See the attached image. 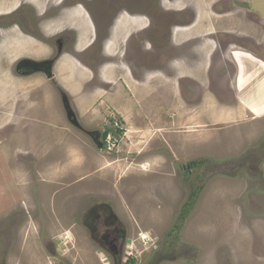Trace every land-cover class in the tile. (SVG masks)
<instances>
[{"label":"rangeland","instance_id":"1","mask_svg":"<svg viewBox=\"0 0 264 264\" xmlns=\"http://www.w3.org/2000/svg\"><path fill=\"white\" fill-rule=\"evenodd\" d=\"M233 1L121 0L120 7L103 8L97 0L84 11L77 9L69 23H93L100 11L109 9L123 10L125 18L114 27L104 57H99L100 46L88 56L93 70L89 83L119 100L123 94L133 97V91L141 97L139 82L160 77L155 68L164 60L193 53L191 64L178 68L195 69L197 62L213 65L211 71L195 74L210 81L220 98L211 105L188 93L181 108L172 99L168 115L177 127L188 122L182 138L174 131L159 136L152 129L153 136L144 140L129 134L134 127L122 121L115 99L102 101L92 109V130L101 133L102 141L106 135L105 146L97 148L68 122L50 80L15 70V61L25 53L43 59L56 48L59 30L50 20L55 9L45 16L46 7L32 8L35 23L36 17L45 16L42 29L50 37L37 39L20 26L23 13L16 5L21 1L0 0V45L4 38L6 42L0 49L6 62L0 63V264H113L81 225L95 203L109 204L129 231L127 253L118 264H264V112L248 113L242 101L231 114L225 111L236 103L228 97L239 74L227 57L233 50H249L255 37L251 39L247 27L229 29L231 16L242 12L245 3L253 5V0ZM106 16L103 37L116 15ZM246 23L250 26V19ZM119 67L132 70L137 84L122 82ZM74 68L79 70L74 61L62 60L61 80L90 77ZM44 99L54 100L53 110L48 104L43 112L30 108ZM135 105L139 112L150 107L146 120L159 122L155 106L144 99ZM57 115L61 124L53 123ZM200 129L206 130L204 140L213 141L193 142ZM225 133L232 135L224 138ZM158 152L167 156L161 167L149 164ZM193 162L197 165L191 166Z\"/></svg>","mask_w":264,"mask_h":264},{"label":"crops","instance_id":"2","mask_svg":"<svg viewBox=\"0 0 264 264\" xmlns=\"http://www.w3.org/2000/svg\"><path fill=\"white\" fill-rule=\"evenodd\" d=\"M257 1H259L258 5H254V0L252 2L253 5L245 3V8L242 11L243 14H241V11H238V13H235L231 16L234 21L229 27L230 30L243 31L244 28L247 27L250 30L249 33L251 34V39L253 36L255 37L252 39L253 42H251L249 50H247L244 45H235L244 47L242 48L243 51L240 50L241 48L238 51L233 50L231 56L227 57L234 63L239 74L238 77H236V79L233 81L235 85V92H233L231 97H228V99H236V103L232 104L233 106H231L229 109L225 108L226 115L227 112L231 114V112L235 110L232 108L240 105L241 101L246 104V106L244 104L241 106H243L242 108H244L248 113L252 111H254L256 114H259L261 111L264 112V0ZM233 2L234 4H237L236 0ZM233 6L236 7V5ZM246 19H250V26L246 23ZM170 35L172 34H169V36ZM246 44L248 47L249 44ZM191 48L192 51L193 46ZM169 58L170 60H164L162 65L155 68L160 72V77L149 76L148 78H145L147 79L146 81L139 82L140 86H137L139 88L137 92L141 91V97H139L138 93L136 94L133 91V97L128 96L124 98L123 94L119 100L118 97L109 94V91H105V89L98 93L96 92L92 94L94 85L89 83L91 79L81 83L79 80L84 79L80 75H75V77H72V79L69 77L70 89L73 95H75V97L84 96L83 99H70V102L77 113L78 120H80V124H82L81 126L83 128H81V132L84 133V135H87L86 132L92 131V128L95 127L91 124V122H93L96 118L95 112L92 110L94 106H96L98 103L102 105V101L104 103L105 101L114 102L115 99L116 103L119 104L121 108L120 114L122 116V121L124 120L126 124L127 122L130 123V126L132 125L134 127V131H130L129 134L132 132L137 133L141 136V139L144 140L146 137L153 136V132H151L153 129L156 130L155 132L158 133L157 135L159 136L161 133L168 135L174 131L173 133L175 134L176 138H182V134L185 132V127L188 125V122H184L182 124L183 126L181 125L180 127H177V124L173 122L172 117L168 115L171 113V110L169 109L171 100L174 99L175 104L181 108L183 106L182 104L184 103V99H188V93H190L194 99H204L206 100L205 103L211 105H214V103L217 101L216 99L220 98L214 91L211 90L210 81L202 80L195 74L196 72L207 73L208 71H211V67H213V65L209 63L199 64L197 62L196 64L198 65L195 66V69L186 70L182 67H178L191 64L190 61H193V53H190V55L186 58ZM154 61L156 62V58H154ZM173 63H175V65ZM118 70L121 74V78L119 79H121L122 82H125L127 86L128 84H130V86L137 84L138 80L134 77L132 70L130 71L123 67H119ZM203 86L208 87L209 90H203ZM127 90L128 89L124 88L122 93L125 92L127 94ZM98 94L99 98L102 96L103 99H97ZM139 99H144V102L147 104H152L156 107L159 115L156 117V119H158L159 122H156L155 124V122H152L150 118L146 120L144 113L150 117L152 112L150 107H146L147 109L141 110V112L136 109L135 103H138ZM156 99L159 100L156 101ZM44 101V103L39 100L36 102L33 101V104L30 105V108H35L36 110L43 112V109L41 108L48 104L49 108L53 110L55 105L54 100L44 99ZM201 101L202 100H200V102ZM202 103L203 102H201V107ZM178 107L174 110L178 111ZM135 115L137 116L134 118ZM131 119H137L136 124H134V120L131 121ZM53 123L61 124L60 115H57L56 121ZM95 124H97L98 127H101V124ZM195 127L198 126L195 125ZM101 129L104 130L103 128ZM199 131L194 133L195 138L193 137V142L198 141L197 143L202 142L204 144L213 141V138H211L212 140L209 141L204 140L203 136L206 130L202 131V129H200ZM231 135L232 134L225 133L224 138H227ZM217 139L218 138H215L214 141ZM86 146L88 147L89 143H87ZM233 146V144H230L229 147ZM141 148L143 149L144 147ZM167 150L171 151L170 147H168ZM166 160V154L164 152H158L156 153V156H153V160L149 162V164H156L158 167H161L165 165Z\"/></svg>","mask_w":264,"mask_h":264},{"label":"flooded vegetation","instance_id":"3","mask_svg":"<svg viewBox=\"0 0 264 264\" xmlns=\"http://www.w3.org/2000/svg\"><path fill=\"white\" fill-rule=\"evenodd\" d=\"M9 1V0H6ZM17 2L19 0H13ZM21 2L16 5L22 9V18L21 27L28 31L31 35L35 36L37 39L40 38H50L46 36L42 29V23L44 17L55 9L56 15L50 20H55L54 24L51 25L52 28L59 30L56 35V48L48 55L43 56V59L39 57H29L27 53H25L24 57L15 61V70L16 73H19L21 76H28L34 73H39L44 75L48 80L51 81V88L57 93V97H60L62 103V110L69 117L71 123L75 122L76 128L81 131L80 120H78L77 113L72 106L70 99H83L82 97H75L71 92L68 84L70 82L69 77L66 81L65 79L61 80V76L58 73L59 67L62 63V60H70L74 61V64L79 68H74V72H79L83 75H91L93 76V70H91V66L86 62L88 56L92 53L97 46H100L101 53H99V57H104V53L106 51V46L108 48L109 45L107 43L112 44L113 39L115 37L114 27L117 25L119 21L125 18L123 17V10H117V13H113L112 9L102 10L99 12V15L96 17L95 22L93 23H81L77 19H72L70 23L67 21L75 16V12L77 9L81 8L84 11L83 7H87L88 4L93 2L96 4L97 0H20ZM35 4H38L39 7H46L45 16L40 15L37 18V23L34 21L35 13L32 11V8H35ZM99 7L109 8L113 5L116 7L122 6L121 0H100ZM259 1L254 0V5H258ZM107 6V7H106ZM21 12V11H20ZM125 13H127L125 11ZM130 13V12H129ZM146 15L149 19V12L146 9ZM107 14L116 15L113 17V26L109 27L107 25V34L105 37L102 36L103 28L102 25L108 23L109 16ZM130 16V14H128ZM106 16V17H105ZM132 16V15H131ZM130 16V17H131ZM88 17V16H87ZM134 17V16H132ZM89 20V17H88ZM90 21V20H89ZM105 21V22H103ZM69 23L64 29V25ZM88 25L92 27V32L88 29ZM148 27V26H147ZM147 27L145 29H147ZM7 28V27H6ZM5 28V29H6ZM101 36L103 39H100ZM99 40V41H98ZM5 38L0 45L3 46L5 44ZM129 49H125L124 58H128ZM3 53V52H2ZM0 53V63H6L3 58L5 53ZM40 54V53H39ZM115 54H118L116 52ZM115 54L113 56H115ZM112 56V57H113ZM8 56H6L7 61ZM108 58H111L108 53ZM104 66V65H103ZM101 66V68L103 67ZM95 76L99 75V72H94ZM72 78V77H71ZM85 79V78H84ZM92 80V78L90 77ZM81 83L85 82V80H79ZM93 85V81L91 82ZM103 89L94 86L92 89V94L98 93ZM102 99V96L99 98ZM69 122V121H68ZM74 124V123H73ZM91 138V137H90ZM264 177V174L261 173ZM264 184V183H263ZM81 225L84 229L89 233L90 239L98 245L101 252H104L112 261L113 264H118L122 262V259L125 257L127 253V241L129 240V231L125 226V223L118 218V216L114 213L111 206L107 203H95L94 207L90 209V211L81 219Z\"/></svg>","mask_w":264,"mask_h":264},{"label":"clouds","instance_id":"4","mask_svg":"<svg viewBox=\"0 0 264 264\" xmlns=\"http://www.w3.org/2000/svg\"><path fill=\"white\" fill-rule=\"evenodd\" d=\"M90 77H91V75H90ZM90 77H88V78H85L86 80H88V79H90ZM84 79V80H85ZM103 98V97H102ZM62 113L65 115V113H64V111L62 110ZM65 117H66V115H65ZM67 118H68V121H69V123L70 124H72V125H74L73 123H71L70 122V120H69V117H68V115H67ZM113 122H114V119H113ZM74 126H76V125H74ZM82 127V126H81ZM108 131H104V134H106ZM87 133V136L91 139V141H92V145H96V147L98 146V143L95 141V138H97L96 140L97 141H99V143H101L103 146H105V136L106 135H103L104 136V138H103V141L101 140V138H102V136H101V133L99 132V131H95V130H92V131H89V132H86ZM102 147V146H101ZM98 148V147H97ZM104 148V147H103Z\"/></svg>","mask_w":264,"mask_h":264},{"label":"water","instance_id":"5","mask_svg":"<svg viewBox=\"0 0 264 264\" xmlns=\"http://www.w3.org/2000/svg\"><path fill=\"white\" fill-rule=\"evenodd\" d=\"M73 123H74V125H76L75 122H73ZM77 126H78V125H77ZM96 139H97V138H95V141L98 143V148H99V147L101 148L102 144L99 143V141H97Z\"/></svg>","mask_w":264,"mask_h":264},{"label":"trees","instance_id":"6","mask_svg":"<svg viewBox=\"0 0 264 264\" xmlns=\"http://www.w3.org/2000/svg\"><path fill=\"white\" fill-rule=\"evenodd\" d=\"M196 165H197V163H195V162L191 164V166H196Z\"/></svg>","mask_w":264,"mask_h":264},{"label":"bare ground","instance_id":"7","mask_svg":"<svg viewBox=\"0 0 264 264\" xmlns=\"http://www.w3.org/2000/svg\"><path fill=\"white\" fill-rule=\"evenodd\" d=\"M40 49V48H39Z\"/></svg>","mask_w":264,"mask_h":264}]
</instances>
